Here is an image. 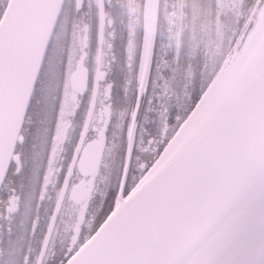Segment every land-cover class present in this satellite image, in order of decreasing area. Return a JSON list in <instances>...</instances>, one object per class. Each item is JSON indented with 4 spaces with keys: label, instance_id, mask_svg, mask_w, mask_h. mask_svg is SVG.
<instances>
[{
    "label": "snow or ice",
    "instance_id": "6c2138e0",
    "mask_svg": "<svg viewBox=\"0 0 264 264\" xmlns=\"http://www.w3.org/2000/svg\"><path fill=\"white\" fill-rule=\"evenodd\" d=\"M10 56L0 39V103ZM159 115L167 134L155 141L150 163L131 182L125 166L97 227L66 253L64 264H168L171 218L207 186L223 155L236 168L217 227L195 264H264V151L247 150L264 127V60L229 91L210 80L196 95L185 92L171 126L164 104Z\"/></svg>",
    "mask_w": 264,
    "mask_h": 264
},
{
    "label": "trees",
    "instance_id": "16d2710c",
    "mask_svg": "<svg viewBox=\"0 0 264 264\" xmlns=\"http://www.w3.org/2000/svg\"><path fill=\"white\" fill-rule=\"evenodd\" d=\"M247 5L248 10H251L244 26L245 18H233V20L229 18L230 22L227 23L229 29L226 33L227 44L230 45L218 54L213 47L200 52L188 46L192 33L198 32V29L204 26V20L192 14L188 0H161L152 65L134 132L132 157L127 175L130 182L133 176L142 174V165L150 163L155 150V141L163 139L167 134V129L162 125L159 115L161 104L168 108V123L171 126L182 109L185 92L196 95L210 80L218 90H222L230 77L249 57L264 27V0H247ZM143 7L144 0H115L109 14L114 23L111 37L107 36L106 28L103 47L104 78L99 99H108L111 112L108 121L96 122L94 127L98 130L96 136H100L104 145L105 159L111 152L109 171L107 174L104 173L109 179L101 185L100 200L94 199L87 212L81 214L85 219L84 217L77 219L79 233L78 231L73 233L75 240L61 233L62 239H66L60 242L61 239L58 237L57 242H52L43 264H64L66 253L70 249L77 248L85 237L95 230L102 209L107 206L113 193L120 187L128 158V136L137 102L142 52L145 45ZM61 26L62 15L39 75L27 118L31 115L32 107L38 102V98L65 96L68 76L71 72L70 59L74 53L70 50V41L64 42L66 44L61 42ZM243 33L247 35L246 39H242ZM130 43H133L132 50L129 47ZM108 45H110L109 50H107ZM103 86L105 88L108 86L110 90L107 98L103 97ZM104 128L106 131L99 133ZM104 174L101 172L99 179ZM10 178L9 175L1 189L0 200L6 190L12 192V189L16 188L17 192L26 191L23 177L19 180L14 179L13 185L10 184ZM38 191H41L40 187ZM30 216L36 221L41 218L40 214ZM25 218L26 216L21 221H25ZM79 235L80 238L77 239ZM73 242L76 244L72 245ZM23 246L21 243L19 245L18 240H10V238H7L3 244L0 243V264H32L35 251L32 245L28 248ZM24 250L28 253L25 254Z\"/></svg>",
    "mask_w": 264,
    "mask_h": 264
},
{
    "label": "water",
    "instance_id": "95a60500",
    "mask_svg": "<svg viewBox=\"0 0 264 264\" xmlns=\"http://www.w3.org/2000/svg\"><path fill=\"white\" fill-rule=\"evenodd\" d=\"M64 3L65 0H9L0 20V39H2L5 49L11 54L6 72L3 100L0 103V191L14 159L17 144L23 141L21 132L26 114ZM160 4L161 0H144L145 45L142 52L137 102L129 132L131 136H128L126 175H128L132 157L134 132L143 93L152 65ZM98 9V50L91 102L74 159L68 169L50 219L37 264H42L45 259L78 159V170L82 179L72 187L71 192L72 200L78 204L87 200V178L94 176L100 167L98 139L94 138L82 149L90 129L100 83L104 76L102 60L107 23L104 0H98ZM261 60H264V27L249 57L241 68L230 77L222 91L231 90ZM89 78L90 71L81 61L70 75L71 89L78 95H85L88 90ZM247 150L249 154L264 151V127L252 134ZM236 164V160L230 155L221 156L217 162L216 172L207 186L199 194L191 197L182 211L171 218L172 234L167 241V251L164 255L168 264H188L195 253L205 246L221 217ZM76 255L79 256L80 252H77Z\"/></svg>",
    "mask_w": 264,
    "mask_h": 264
},
{
    "label": "flooded vegetation",
    "instance_id": "af4514ba",
    "mask_svg": "<svg viewBox=\"0 0 264 264\" xmlns=\"http://www.w3.org/2000/svg\"><path fill=\"white\" fill-rule=\"evenodd\" d=\"M8 2L9 0H0V20ZM104 2L107 17L109 11L108 0H104ZM98 20V0H66L62 11L61 42H72V39L76 35L81 39L82 30L88 37L94 26L96 27L98 35ZM73 45V48L75 47L72 52L74 53L72 57L73 62H75V56L80 54V51L84 52L87 49L89 54H91V50L84 47L81 48V44L73 43ZM71 48L70 50H72ZM70 50L68 51L70 52ZM82 54L81 52V56L79 55L78 61L71 68V72L81 61L87 66V60L82 58ZM73 62L70 66H73ZM88 69L90 71V78L88 90L85 95H78L71 89L69 75L66 88L73 93V96L70 97L71 99L66 95L64 97L57 96L54 98L42 96L33 105L29 118H27V113L21 132L23 141L17 144L15 156L8 173V176L10 175L11 177L10 184L12 185L14 184V179L19 180L23 177L26 191L17 192L16 188L12 189V192L6 190L0 200V243L3 244L7 238H10V240H18L19 245L20 243L21 245L23 244L24 248L32 245L35 251V259L32 264H37L51 216L68 169L74 159L75 150L78 146L86 120L91 102L96 62L93 73H91L89 67ZM104 107V100L102 101L98 98L93 120L82 147L83 149L94 138H97L99 141L100 167L94 176L87 178L88 198L81 204L74 202L71 198L72 187L82 179V175L78 170V159L60 216L67 207L78 210V212H87L94 197L95 182L101 172L104 174L106 171L104 166L106 160L103 150L104 145H102L100 136H96L98 130L94 127L96 122L108 121V117L106 118L103 114ZM83 112L84 116L82 115ZM105 131L106 128L101 129L99 133ZM39 187L41 191H38ZM37 214L41 216L38 221L33 217ZM30 215H32L33 219ZM25 216V221H21ZM82 221L84 223V220ZM58 222L49 247L53 241H57L55 240V234ZM77 237L79 239L80 235ZM31 241L32 243H30ZM76 242L71 244L75 245ZM24 253L26 254L28 252L24 250Z\"/></svg>",
    "mask_w": 264,
    "mask_h": 264
},
{
    "label": "rangeland",
    "instance_id": "374dc122",
    "mask_svg": "<svg viewBox=\"0 0 264 264\" xmlns=\"http://www.w3.org/2000/svg\"><path fill=\"white\" fill-rule=\"evenodd\" d=\"M115 0H108V7H109V11H108V16H107V36L111 37L113 35V18L111 16H109L110 14V9H112L113 7V3ZM189 4H190V9L192 11V14L196 17H200L204 20V26L201 27V29H198V32L196 33H192L193 35L189 37V41H188V46L194 50L196 49L197 51L200 50V52L205 51V49L209 50L213 48H215V51L220 54L221 52H223V50H225L226 48L229 47L230 44H227L228 42V37H227V30L229 29V27H227V23L230 22V20H233V18H245L244 22H243V26L248 18V16L250 15V10H248V5L247 4V0H188ZM244 2V4H243ZM114 17V15H113ZM230 18V20H229ZM250 19L252 18V15L249 17ZM193 20H196L193 18ZM225 22H224V21ZM226 24V25H225ZM242 26V27H243ZM231 29V28H230ZM197 30V29H196ZM79 33V32H78ZM83 36V37H82ZM82 36L81 39L78 38V36L76 35L75 38L72 39L71 42V51H73V43L74 44H81V48H88L91 50V54H89V51L86 49V51H80L83 53L82 54V58L87 60V66L90 68L91 73H93L94 69H95V57H96V51H97V44H96V40H97V30L96 27L94 26V28L90 31V35H88V37L83 33L82 30ZM231 36V35H230ZM245 33H243V37L242 39H246ZM106 39V37H105ZM210 43V44H209ZM89 44H90V48H89ZM209 45V46H208ZM130 49H133V43H130L129 45ZM110 45H108L107 50H109ZM84 50V49H83ZM88 51V52H87ZM77 54V56H75V62L72 61V58L70 59V64H72L73 62V66H70V69L72 67H74L75 63L78 61L79 55ZM54 55V53H53ZM81 56V55H80ZM132 56V53L130 54V57ZM56 61V59L54 60V62ZM89 62V63H88ZM69 69V68H68ZM72 70V69H71ZM103 97L107 98L109 97V88L108 86L105 88V86H103ZM70 90H66L65 95L68 96V98L73 96V93ZM71 99V98H70ZM99 100H104L105 103V107L103 109V114L105 115V117H109L110 115V109H111V104L110 102H108V99H99ZM84 112H85V108H84ZM84 112H83V116H84ZM151 140V139H150ZM110 159H111V152H109L107 154L106 160H105V173L107 174V172L109 171V164H110ZM100 177V176H99ZM109 179V178H108ZM107 176L104 174L103 177H101L100 179L98 178V180L95 182L94 185V190H95V194H94V198L92 199V201L94 199H98L100 200L101 195H99V191L101 189V185L105 184V182L108 180ZM83 212H78V210L75 209H71L70 207H67L65 209V211L62 212V215L60 216L58 225H57V230H56V234H55V240H58V237H60V242H62V240L66 239H62V234L61 233H65L64 236H68L69 238H74L73 233H76L78 231L77 225H76V221L77 219H82L85 216H81ZM79 233V231H78ZM57 241H54V243ZM204 247V246H203ZM203 247H201L194 255V257L192 258V260L189 262L190 264L193 263L195 264V261L198 257V255L200 254V252L202 251ZM36 257V256H35ZM35 259V258H34ZM188 263V264H189Z\"/></svg>",
    "mask_w": 264,
    "mask_h": 264
},
{
    "label": "bare ground",
    "instance_id": "6f19581e",
    "mask_svg": "<svg viewBox=\"0 0 264 264\" xmlns=\"http://www.w3.org/2000/svg\"><path fill=\"white\" fill-rule=\"evenodd\" d=\"M102 70H103V67H102ZM28 111H29V109H28ZM28 111H27V113H28Z\"/></svg>",
    "mask_w": 264,
    "mask_h": 264
}]
</instances>
